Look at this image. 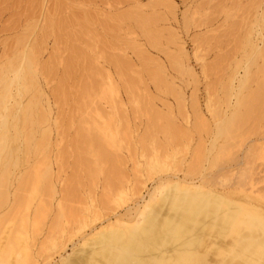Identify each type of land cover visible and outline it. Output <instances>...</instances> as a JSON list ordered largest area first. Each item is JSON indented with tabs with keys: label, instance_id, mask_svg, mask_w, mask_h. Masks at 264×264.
<instances>
[{
	"label": "rangeland",
	"instance_id": "374dc122",
	"mask_svg": "<svg viewBox=\"0 0 264 264\" xmlns=\"http://www.w3.org/2000/svg\"><path fill=\"white\" fill-rule=\"evenodd\" d=\"M60 1L61 9L58 0H0V63L5 62L6 54L9 55L16 48V35L23 32L32 21L39 19L41 23L43 14H46V5L49 13L56 14V19L76 17L72 19V30L67 27L57 31L61 35L56 44L55 37L48 36L44 48L47 50L40 59V66L44 68L39 73V82L50 98L53 118L58 117V125L52 124L51 144L45 152L41 150L40 158L37 157L41 161L43 157L51 158L53 172H56L55 183L59 189L54 202L55 205L60 202L66 214L61 217L57 206L52 205L42 217L36 219L32 215L28 219L25 235H29L27 241L30 251L38 257L39 264H46L47 252L54 253L56 260H59L68 251H72L74 243L86 236L84 233L83 237L80 233L76 234V221L80 215H87L92 220L97 218L94 224L99 226L113 219L116 214L125 213L128 205L116 201L120 187L133 184L148 197L149 189L167 172L152 173L150 170L151 173H148L147 164L157 158L161 161L163 156L173 168L168 174L177 170L176 174L183 177L185 167L201 147L202 151L197 150L204 153L201 171L211 175L209 184L212 188L221 192L234 191L252 201L260 199L264 204V92L261 93L264 91V54L255 56L247 52L248 36L255 38L258 43L264 41V0H142V5L146 6L155 1L175 7L169 10L161 6L155 12L156 18L160 17L157 22H160L144 29L129 22L119 25L112 20L108 21L109 28L103 29L102 21L106 14L100 11L108 7L107 4L113 2L111 0H82L84 4L90 2L86 3L89 6L85 8L90 16V19H86L91 24L86 23L87 26L84 24L83 13L78 10L77 3L81 0ZM116 1L112 5H117L119 1H124L123 4L129 2ZM94 4L98 7L95 8ZM216 4H219V8ZM126 8L129 9V6L121 10ZM148 12L153 13L151 10ZM82 25L87 27L83 28L84 31ZM86 30L91 32L86 35ZM75 31L76 36L73 34ZM79 31L83 33L79 35ZM118 53L127 61L123 70L118 68L112 58L118 57ZM68 64L70 70L66 72ZM245 68H249L251 74L249 69L245 73L246 85L244 82L240 97L238 93L237 98L229 95L232 93L228 89L231 80H234L233 89L239 92L242 85L239 88L238 85ZM158 76L162 78V83ZM127 84L133 87L130 89ZM259 85L263 88L258 90L261 96L257 92ZM236 100L245 103L240 105ZM255 100L258 103L261 101L260 106L258 103V106L253 105ZM246 104L257 108L256 113L254 109V115H257L249 117L250 121L249 118L246 121L247 117L240 121L244 124H235L241 129H234L236 138L235 134L232 139H226L223 135L215 138L214 110H219L221 115H230L237 108L243 114L248 109ZM98 130L107 134L101 131L103 134L100 141L105 140V144L97 143L98 136H101ZM110 130L118 137L114 139ZM81 131L82 134L87 133L83 134L84 138ZM87 131L95 136L91 133L89 135ZM92 136L96 137V143L93 141L96 146L91 140ZM213 143L216 147L231 143L228 145L230 154L222 157L215 167L208 164L218 152L209 149ZM252 143L261 145L257 149L259 156L248 159L245 162H249L247 165H238L245 159L246 151ZM102 150L113 160L109 161L108 157L109 162L104 158L102 160ZM243 170L245 180L242 183L239 180ZM193 177L198 180L201 175L196 173ZM1 212L2 231L11 225L16 227L22 221L19 216L13 218L3 215L6 212L4 210ZM137 212L133 216L141 222L143 215ZM51 237L65 243H58L56 249H51L53 247L48 244V238ZM42 244H47L48 250L42 251Z\"/></svg>",
	"mask_w": 264,
	"mask_h": 264
},
{
	"label": "bare ground",
	"instance_id": "6f19581e",
	"mask_svg": "<svg viewBox=\"0 0 264 264\" xmlns=\"http://www.w3.org/2000/svg\"><path fill=\"white\" fill-rule=\"evenodd\" d=\"M81 1L77 3L79 6L78 10L84 15V24L86 25L87 23L88 25L89 20L87 19H90V16L87 12L88 9L86 10L85 8L89 6L86 3L90 4V0L85 3L86 5ZM111 1L113 2L111 4L108 3V7L102 6L103 8H101L100 11L106 14L102 21L103 29L108 27L109 20L116 23L118 22L119 25L124 22H129V24H133V26H140L144 29L160 20V17L159 19L156 18L155 12L161 6L167 7L169 10L175 8L172 5L165 4V2L151 1L149 2L150 4L146 6L142 5V0H134L132 2L128 0L129 2L125 3L129 6V9L126 8L127 10L125 9L122 11V7L126 6L124 5L125 3L123 4L124 1ZM111 1L108 0V2ZM115 1L117 5H112ZM218 5L217 8H219ZM221 5L224 6L225 4ZM58 6L59 9L62 8V1L58 0ZM97 7L95 5V8ZM46 9V14H43L41 23L39 19L34 22L30 19L32 22L28 24V27L24 31L22 30L23 32L16 35V48H14V51L12 53L10 52L9 55L6 54L7 58L4 60L5 62L0 63V210L6 211L3 215H9L13 218L19 216L22 219L21 223L16 227L11 225L6 227L3 231L0 227V264H39L40 261L38 257L30 251L27 241L29 235H25L28 219L32 215L36 219L42 217L45 213L47 214V210H50L52 205L57 206V210L59 211L58 215L61 217L66 214L63 208L64 206H62L60 202H57L55 205L56 202H54L59 193V189L55 183L56 172H53L51 158L47 156L46 158L43 157L44 160L42 161L39 159L40 153L51 144L52 124L54 123L53 125L55 126L58 125V117L55 119L53 118L52 103L50 102L48 94L42 88L38 77L39 73H41L44 68L40 66V59L44 51L47 50H44V48L47 46L48 36L53 35L55 37L54 44H56L61 35H58L57 31H62L63 28L66 29L67 27L72 30L74 26L71 25L73 22L72 19L76 17L74 15L75 18L56 19V14L49 13V7H47V5ZM81 9L83 10L81 11ZM148 10H151L153 13L150 14ZM71 17H73V15ZM185 22L187 24L188 21ZM85 25H82V30L87 26ZM86 31L84 32L86 35H88V32H91ZM81 32L79 31V35ZM73 34L76 36L77 32L75 31ZM90 34L92 33H89V35ZM247 42L249 51H246L248 53L250 52L251 55L253 54L255 56L260 53L264 54V41L258 43L255 38L251 39L248 36ZM261 44L263 45L261 46ZM73 50L75 51L76 49L74 48ZM3 56V58H5V55ZM112 58L119 69L123 70L125 68L124 63L127 61H125L126 58L124 59V56L119 54L118 57ZM69 64L66 72L70 70ZM248 69L244 71V76H242V78L240 77L238 88L242 86L239 92L233 89L234 80H231V85L228 84V86H231L228 88L231 90L228 91L229 93L232 92L229 95H234L236 98L239 95L238 97H240V91L242 87L246 85L247 75L245 73H247ZM155 77L157 78V76ZM244 82L245 85H243ZM125 83L131 82L126 81ZM160 83H162V78ZM127 85H129V87L127 86L128 88L133 87L130 84ZM260 85L259 89L257 88V92L262 88ZM59 92L57 94L60 96ZM111 92L113 91L111 90ZM263 92L264 91L261 93ZM259 93L260 92H258V95ZM251 94L253 96V92ZM61 95L63 96V94ZM259 96L258 98L261 99L262 97L260 98ZM262 99H264V97ZM246 100L245 97V102ZM256 101L257 100H255V102ZM237 102L240 103L241 101ZM243 102L240 103V105L243 104ZM255 102L253 105L255 104L258 106L261 101H259V103ZM262 103L264 104V100ZM246 105H244V107ZM247 106L245 108H247ZM249 106L243 114L239 113L241 110L238 109V111L237 108V112L234 110L235 112L232 111L230 115L225 112L224 115H221L219 110H214L215 113L212 111V113H214L212 115L216 117V120H214V122L216 121L213 132L214 137L216 138L223 135L226 139H232L234 137L233 134H235L234 129L237 127V125L235 126L236 123L239 122L240 124H244V122L240 121L246 120V117V121H248L249 117L251 118L252 115L253 117L257 115H254V109L256 113L258 111L256 110L257 108H251ZM198 117L201 116L199 115ZM200 124H202V122ZM203 124L206 125V123ZM205 127L206 126H204V128ZM178 130L176 129V131ZM93 131L91 130V132ZM99 131L100 130H98V133H100L101 136L99 135V138L97 137L99 140L97 143L101 142L105 144V140H102L103 142L100 141L103 134L102 132L104 131ZM87 132L89 133V131ZM110 132L115 139V136H117L115 132H113V130H110ZM91 134L94 135L93 133ZM104 134L106 133L104 132ZM37 136L40 137V139H38ZM236 136L235 134V138ZM84 137L83 135V138ZM93 138L95 139L93 140ZM93 138H91L92 142L94 141L96 143V137ZM109 142L111 143V140ZM225 144L216 147L217 145L213 143L210 148L208 147L210 150L213 148V150L218 151L215 153V159L212 161L211 159L209 160L208 164L211 167H215L219 160L223 159L222 157L228 155V149H230L228 145L231 143L228 145ZM102 146L103 144L100 146L101 149L104 148H102ZM259 146L261 145L258 143H252L246 151L245 159L239 162L238 165H247L249 162H247V164H245V162L249 161L248 159L256 157L259 154L257 151V149L260 148ZM91 147H93V145ZM101 149H99L98 152L101 153ZM197 150L185 167L183 177H179L175 169V171L172 170L169 172L170 174H168V171L173 168L169 161L166 163L167 160L165 161L164 156V158L162 156V158L160 157L164 161L161 159V161H159L157 160L158 158H155L156 161H151L153 163L149 164L147 162V168L149 171L151 170L152 173L153 171H157L158 173L167 172V175L161 176L156 185L152 189H149V193L147 192L148 197H145L142 191L133 184L120 187L116 193V201L119 204L128 205L125 213L116 214L113 219H108L99 226L94 224L98 220L97 218L92 220L87 215H80L76 221L77 232H75L76 234L80 233L81 237L84 236H82L83 233L86 236H84L80 242L74 243L72 245V251H68L67 255L64 253L65 256L60 257L59 260H56V257L53 255L54 253L47 252L46 258L44 257L46 264H264V204L260 199L252 201L246 196L241 197L237 195L234 191L221 192L212 188L209 184L210 179H212L211 175H206L203 170L201 171L204 153L200 152V150L197 152ZM104 151L101 154L102 158L99 154L98 157L102 160H107L106 157H108L109 161L113 160L111 157L109 158V155H107L108 153ZM103 154L107 156H103ZM167 159H169L168 156ZM107 161H105V164H107ZM206 169H204V171ZM101 170L104 172L103 168ZM151 171L148 173H151ZM145 173H147V171ZM196 173H200L201 175L198 180L193 177ZM241 173L240 182L245 180V170ZM45 188H47V190H44ZM134 212L143 215L141 222L136 221V217L133 216L136 215L133 214ZM87 230L88 233H86ZM63 242L64 241H58L57 238H48V244L53 247H50L51 249H56L58 243ZM64 246L65 244L63 247ZM41 250H48L47 244H42Z\"/></svg>",
	"mask_w": 264,
	"mask_h": 264
}]
</instances>
